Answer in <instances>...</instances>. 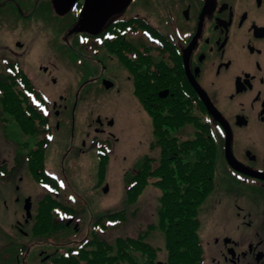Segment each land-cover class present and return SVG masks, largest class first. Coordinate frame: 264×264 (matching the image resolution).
Segmentation results:
<instances>
[{
    "label": "flooded vegetation",
    "instance_id": "1",
    "mask_svg": "<svg viewBox=\"0 0 264 264\" xmlns=\"http://www.w3.org/2000/svg\"><path fill=\"white\" fill-rule=\"evenodd\" d=\"M10 1L27 6L23 11L5 12L18 14L13 22L24 25L0 30V78L11 73L28 77L45 103L41 108L45 127L39 141L17 146L10 129L15 123L3 109L5 92L0 85V213L12 209L16 217L11 227L18 239L12 248L14 257H8L7 263L29 264V258L32 264H88L86 258L92 253V264L101 263L97 242L107 232L99 230L98 221L89 237L70 242L68 248L44 241L67 230L61 237H76L81 224L75 209L61 202L60 180L49 173L47 159L41 170L39 159L31 155L43 140H49V150L55 130L72 125V92L88 81L83 75L89 69L92 72L101 65L108 75L90 82L96 81L102 92L120 100L118 107L127 101L141 132L121 163L141 156V164L158 157V149H153V112L187 99L192 112L201 113L226 173L223 187L214 192L200 216L204 264H264V0H127L122 9L107 14L103 29L92 35L70 34L80 22L86 0L75 2L66 14H59L54 3L47 6L45 0ZM46 9L57 18L47 14L46 23L29 29L27 22L34 23L41 17L37 11ZM26 63L32 65L51 98L37 88L24 69ZM120 77H125L123 83ZM106 81L114 88H105ZM94 122V139L100 141L98 165L100 155L109 156L110 164L121 142L108 128L115 122L100 117ZM150 123L153 141L145 149ZM84 153L81 149L80 154ZM36 175L48 177L50 186ZM32 179L49 190L36 196ZM4 251L0 245V259ZM162 256L158 251L152 260L148 256L138 260L166 264Z\"/></svg>",
    "mask_w": 264,
    "mask_h": 264
},
{
    "label": "trees",
    "instance_id": "2",
    "mask_svg": "<svg viewBox=\"0 0 264 264\" xmlns=\"http://www.w3.org/2000/svg\"><path fill=\"white\" fill-rule=\"evenodd\" d=\"M0 80L1 91L5 92L3 109L11 121L25 136L40 137L45 127L41 111L45 103L40 92L22 74L11 73ZM182 102H174L163 110L153 112V149H158V157L143 161L132 174L126 175V200L130 205H136L148 187H157L162 191L157 209L159 223L147 226L135 238L119 237L113 244L100 236L97 242L100 264H141L140 257L156 258L160 248L157 249L149 239L157 230L164 236L166 264H204L200 216L202 205L212 197L215 189L217 151L212 131L201 113L192 112L189 100ZM187 126L196 130L193 138L181 140L174 135ZM48 145L49 140L40 141L37 144L40 148L31 151V155L39 159L41 170L47 159ZM100 156L98 179L103 183L109 171V156ZM36 177L38 180L44 178L50 186L48 177ZM128 218L129 213L125 210L111 213L100 218L99 229L106 230L112 224L123 225ZM137 251L140 257L136 256ZM92 254L86 258L88 264L95 260Z\"/></svg>",
    "mask_w": 264,
    "mask_h": 264
},
{
    "label": "rangeland",
    "instance_id": "3",
    "mask_svg": "<svg viewBox=\"0 0 264 264\" xmlns=\"http://www.w3.org/2000/svg\"><path fill=\"white\" fill-rule=\"evenodd\" d=\"M48 1V2H47ZM47 6H52L54 0L49 3V0H45ZM6 5V6H5ZM10 5V6H8ZM13 5V6H12ZM44 5V4H43ZM27 5L22 1H10L0 0V30L3 28L13 29L14 27H20L23 23L13 22L14 17L19 18L18 14H6L5 12L17 9L23 11ZM39 19H35L34 23L27 22L29 29H32L35 25L46 23L45 15L51 18L54 15V11L46 9L45 11H37ZM31 14L30 12H26ZM42 14V15H41ZM52 14V15H51ZM55 16V15H54ZM44 17V18H43ZM47 17V20H49ZM56 17V16H55ZM57 18V17H56ZM55 20V18H52ZM39 23V24H36ZM67 29H64V31ZM8 33V32H7ZM73 40V39H71ZM48 63V62H47ZM45 63V66L48 65ZM24 69L31 75L38 89L43 91L48 98H51V93L45 85H42L38 78L34 68L31 64L23 65ZM103 66H96L94 70L89 69V72L85 73V81L81 88H77L72 92L70 98V116H73V123L70 126H63L61 130H55L52 135L51 148L46 152L47 163L46 167L51 175H56L60 180V194L61 202L65 206H70L75 209L77 213V221L81 224L80 232L74 233L76 237H61L66 236L69 232L64 231L60 233L59 237L45 238L48 242L51 241L53 245H59L64 248L70 246V242L79 243L90 236V233L95 228V223L100 218L118 211H127L129 218L123 222V225H112L106 229V234H102L101 237L106 239L110 244L119 237H132L135 238L140 231L145 230L149 225H157L158 220V207L160 204V195L162 191L157 187H148L145 192L139 198L140 201L136 205H130L126 200V175L132 174V171L136 170L142 161V157H136L128 164L121 163L124 155L130 153L131 148L134 146V142H138L141 137L139 126H136V114L132 109V106L125 101L120 107L118 104L120 100L115 101L114 95L109 92H102L98 87V81H100L105 75H108L109 71H104ZM73 74L75 71L71 69ZM66 75V73L64 72ZM91 76L93 78H91ZM98 79L97 82L89 79ZM125 77H120L119 82L123 83ZM126 112V115L121 114L120 111ZM100 117L103 121L110 118L115 122V126L112 128L108 125L109 131L113 133L117 138L121 139L120 145H117L114 138L111 142L117 147L113 150L112 158L109 164V171L107 179L104 183L100 184V178L98 179V147L99 140H95V134H93L94 121ZM97 126V123L94 125ZM10 129L13 130L15 137L17 138L15 144L18 143L39 141L40 138L33 139L32 137L25 136L19 126L12 124ZM150 134L144 141L146 146L153 141V131L151 123L148 127ZM195 129L191 126L177 131L174 135H177L181 140H187V138H193L195 135ZM71 135L74 139H71ZM101 138V137H99ZM31 143V144H32ZM133 145V146H132ZM86 147V148H85ZM81 149H85L86 153L80 154ZM157 153V151H156ZM26 154V152H25ZM158 154V153H157ZM155 154V155H157ZM215 176V189L212 195L219 188L223 187L225 179V167L218 162L216 165ZM31 179V177H30ZM33 181V179H32ZM108 187L110 192L106 193L105 188ZM32 188L36 193V196L41 195V192H45L48 189L46 186L37 185L35 181L32 182ZM41 189V190H40ZM208 198L202 205L203 213L204 206L210 201ZM202 215V214H201ZM15 214L10 212L0 213V245L4 249V253H1V259L4 264H8L6 259L13 256L14 241L16 239V232L11 227L14 221ZM100 230V229H99ZM18 239H16L15 244ZM150 243L156 248H160L164 259L167 255L165 252L164 236L157 230L151 238ZM41 243V241H37ZM38 252H41V248L36 247ZM140 257L139 255H136ZM162 256V257H163ZM14 257V256H13ZM141 258V257H140ZM144 257H142L143 259ZM0 259V260H1ZM29 264H32L29 258H27ZM2 260L0 264H3ZM24 263V262H23ZM35 264V263H34Z\"/></svg>",
    "mask_w": 264,
    "mask_h": 264
},
{
    "label": "water",
    "instance_id": "4",
    "mask_svg": "<svg viewBox=\"0 0 264 264\" xmlns=\"http://www.w3.org/2000/svg\"><path fill=\"white\" fill-rule=\"evenodd\" d=\"M77 1L79 0H54V6L59 14H66ZM127 2V0H86L80 15V22L70 31V34H81L84 32L90 35L99 34L106 23V15L115 10L122 9V7L128 4ZM59 9H63L64 13H61ZM113 86L114 84L110 81L104 82V87L107 89H112L114 88ZM210 111H212L211 107ZM113 124L114 122L111 123V125ZM105 190L106 193L109 192L108 187H106Z\"/></svg>",
    "mask_w": 264,
    "mask_h": 264
}]
</instances>
